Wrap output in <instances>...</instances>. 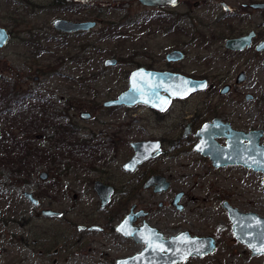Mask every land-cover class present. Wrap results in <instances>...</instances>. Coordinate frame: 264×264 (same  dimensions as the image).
Instances as JSON below:
<instances>
[{"label":"rangeland","instance_id":"374dc122","mask_svg":"<svg viewBox=\"0 0 264 264\" xmlns=\"http://www.w3.org/2000/svg\"><path fill=\"white\" fill-rule=\"evenodd\" d=\"M63 1V6H58L55 0H0V27L7 29L11 36L7 46L0 49V94L21 91L32 99L35 95L39 99L50 98L62 114L61 122H75L80 128L79 139L92 145L95 154L94 157L78 155L71 158L62 157L59 151L49 164L37 163L30 157L23 173L17 170V164L9 165L5 160L2 164L0 160V191L5 195L3 217L15 222L32 218L30 233L28 225L23 228L17 222L4 226L9 229L4 230L5 236L0 239V264H79V255L88 251L89 255L93 253L97 263L114 264L116 257L139 251L141 247L120 242L113 236L110 240L105 237L86 240L88 236H98L86 232L88 236H84L82 248L71 244L66 250L62 237L64 234L67 237L76 235V228L67 226L60 218H44L41 210L64 212V219L67 217L78 225L86 220L103 219L119 210L121 215L112 223L115 225L134 204L138 209L151 211L149 223L167 236L189 231L217 241L213 255L195 259L190 264H264V255L252 256L249 248L235 239L232 222L222 207V203L228 201L242 212H253L264 218V175L237 166L216 169L209 158L194 150L198 143L194 134L203 121L213 118L209 109H217L221 118L239 129H264V100L257 104L247 102L244 94L249 91H233L226 97L220 95L219 90L212 91L214 94L210 91L199 93L174 103L166 113L165 122H159L163 118L143 105L133 108L103 106L128 90L133 71L145 65H162L165 53L189 43L186 63H191L190 72H229L233 77L230 83L235 82L242 66L248 62L242 57L231 59L224 52L226 28L232 22L217 19L213 24L214 17L220 15L219 8H215V15L197 14L203 21L200 25L206 24V27L198 28L200 25L196 22L194 27L186 21L180 22L181 29L191 32L189 37L179 30L161 37L156 33L159 22H151L152 33L147 37L146 30L142 31L139 24L129 22L130 25H125L127 17L133 18L144 12L137 1ZM56 19L97 21L98 25L88 32L62 34L54 28ZM106 30L112 31L107 33ZM104 34L106 38L103 39ZM26 40L39 43L26 46ZM82 51L86 54L80 55ZM77 55H80V62L72 61ZM108 59H116L118 64L105 67ZM260 65L257 70L253 64L254 72L245 84H256L255 95L258 91L264 94V72ZM239 103L244 105L238 107ZM30 105L35 104L31 101ZM3 109L0 104V112ZM24 112L16 108L1 115V128L34 119L44 126L46 116L40 111L31 108ZM83 112L90 113L91 120H81L79 116ZM192 121H195L193 131L184 137L187 122ZM44 127L46 135H53L48 126ZM34 137L39 139L35 143L39 147L48 146L43 134H34ZM148 139L162 140L166 153L141 166L135 174H128L123 166L133 155L131 143ZM67 166L71 167L68 173L64 171ZM144 170L165 176L172 186L162 195L141 189L134 200L128 201L125 186L145 183L148 177L138 178V173ZM43 172L49 175L48 179L41 180ZM95 181L117 189L109 207L111 212H99L100 200L93 185H89ZM65 191L69 195L67 198ZM179 191L188 195L184 200L188 206L184 213L176 212L171 206ZM25 192L34 194L40 202L39 209L33 210L32 203L24 197ZM160 203L164 204L163 208H159ZM21 237L28 239L30 246L20 245ZM9 241L16 244H9ZM113 242L118 245H112Z\"/></svg>","mask_w":264,"mask_h":264},{"label":"flooded vegetation","instance_id":"af4514ba","mask_svg":"<svg viewBox=\"0 0 264 264\" xmlns=\"http://www.w3.org/2000/svg\"><path fill=\"white\" fill-rule=\"evenodd\" d=\"M133 1H137L141 5L142 10L144 12H141V14L135 15L133 18L127 17V21H126L125 25L126 26L130 25L129 22H132L133 24H139L140 29H142V31L146 30V36H147V34L152 33V30L149 28V25L151 24V22H156V23L159 22L156 25V33H158L157 35L162 37V36H166L167 34L173 33V32H174V34H176L177 30H179V31H182L183 33L185 32L184 33L185 36L189 37V34L191 32L186 28L181 29L183 27L180 26V22L186 21V22H188L189 25H192L191 27L195 26V24H194L195 22L198 25H200L201 23H203V21H201L202 19L200 17H198V15H197L198 13L204 14V13L208 12L209 14L215 15L216 13H215L214 9L219 8L220 15L218 17H214V19L212 21L213 24H214L215 20H217V19L218 20L220 19L221 21H224V22H232V25L230 24L226 28L228 31V35H227V39H226L225 44H224V52H226L228 57L231 59H235V57H242V58H244V62H248V64L246 66H242V68H241L242 71H240L237 74L235 82H233V83H230V81L233 80V77L229 74V72L228 73L218 72V71H216V72L208 71L207 73L205 71L199 72V73L194 72V71L190 72L191 63L190 62L186 63V61L188 60L187 49L190 47V44H191V43H189V44H184L182 47H179L177 49L174 48L173 50L165 53L164 54V60H161L162 65H159V66H147V65H145V66L140 67L139 69H144L147 72H156L159 74L158 80L156 82V85H157L156 91L159 88V91H162L161 95L164 97H168L167 106L163 110H157V109L149 107L148 105L140 104V105H143V106H146V107L152 109L154 111V113L160 119L163 118V120H159V122L167 121V120H165L167 117L166 113L172 109V106L174 105V103H176V102L178 103V102L184 101L186 99H190L195 94H199V93H208L210 91L212 94H214L212 91L216 92L219 90L220 95H223V97H226V96H229L233 91H240V92L249 91L248 93L244 94V98L247 102H249L251 104H257L258 101L264 100V94L260 93L261 91H258L259 93L257 95H255L256 92L253 90L256 88V84H254L253 86H251V85L246 86L245 85L247 83L249 77H251L252 72H254L253 71V64H255L258 67V68H256L257 70L259 69V64H261L260 69H262L264 72V50H259L261 43L264 42V6L263 7L261 6V5H264V0H159L160 4L156 5V6L145 5L141 2V0H133ZM131 2H132V0H131ZM128 6L130 7L131 5L128 4ZM97 25H98V22H97ZM206 26H207L206 24L202 25V26L200 25L198 28H203ZM78 33H83V32H78ZM62 34H72V33H62ZM75 34H77V33H75ZM245 37H249L251 40H250L249 44L247 46H245L244 49L233 50V49L227 47L228 41L241 39V38H245ZM173 52H179L182 55V58L181 59L179 58L178 60H169V55ZM132 73L129 76V81H128L129 82V88H130V78H131ZM165 78H166V80H165ZM190 80L198 81V82H200V84H204V87L199 88L197 90H193L196 92H193L190 95H188L186 97H181V98L170 97L168 95V93L165 92V91H172L175 86H177L176 91L177 90H179V91H191L192 85L190 83ZM164 86L166 88H164ZM250 92H252V93H250ZM0 104H2L1 99H0ZM243 105L244 104L239 103L238 107L239 106L241 107ZM136 106H138V105H136ZM234 106H237V104H235ZM111 108H115V107H111ZM121 108H128V107H121ZM131 108H133V107H131ZM3 111H4V109H3ZM216 112H217V109H215V108L209 109L208 113L210 115H213V118H210V119H207L206 121H203L200 129L198 131H196V133L194 134V137L196 139H198V143L194 147V150L196 152L200 153L199 151L196 150V146L200 143V138L197 136L198 133L202 130V128L205 125L215 124L216 121L221 123L223 126H224V124H229V126L231 127L230 130H227L225 132V135L223 137L215 139V141L220 146L228 147V142L230 140L229 136H230L231 130L238 132V133H242L243 135H247V134H250L253 132L262 131L263 137L260 139L259 145L264 146V144L262 143V139L264 138V129H260V128L249 129V130L239 129V128L235 127L231 122L227 121V119L221 118V115L216 113ZM3 114H4V112L1 111L0 112V119H1V115H3ZM87 121H89V120H87ZM193 122H195V121L187 122L188 124L185 127L184 137H187L192 133V131H193L192 123ZM181 123H183V122H181ZM0 129H1V125H0ZM187 129H189V131H190L188 135H186ZM129 131H131V129H129ZM149 141H154V142L160 143V146H161L160 155L157 157H152L151 159L143 162L142 164H140L137 167L136 170H134L132 172L126 171L124 169V166H123V169L128 174H135L141 166L160 158L163 154L166 153L165 150L163 149L164 144H163L162 140L148 139L145 141L132 142L131 148L133 149V155L130 158V160L133 158V156L135 154V150H134L132 144L149 142ZM248 142H249L248 140H245L242 142V145L248 144ZM0 147H1L0 153L2 155L1 141H0ZM200 154L203 155L202 153H200ZM203 156H205V155H203ZM205 157L209 158L212 162V165H213V161H212L211 157H209V156H205ZM130 160H128L126 163H128ZM0 165H1V163H0ZM232 166L233 167L234 166L243 167L246 170H252L253 172H256V173H262V172H257L254 169H249L243 165H227V166H223V167H219V168H217L213 165V167L216 169L227 168V167H232ZM155 173L156 172H154V171L144 170L142 173H138V178L140 177V179H143V176L148 177V179L145 181V183H143V184L138 183L139 185H137V186H133V185H126L125 186V189H126L125 194L127 195L128 201H131L132 199L134 200L135 196L138 195V192L141 189L152 190V192H154V194H161V195L165 194L169 191L170 187L172 186V182L168 178H167V181H169L170 187L165 192H162V193L155 192V189L158 186V184H154L151 187L146 186V183L151 178H153L155 176L165 177L163 175H159V174H155ZM96 182H101V181H95L92 183L90 182L89 185H90V187L93 185V189L96 192V194L100 200L99 212H101V213H107L108 211L111 212L112 210H109V207H110V204L113 200V197L116 194L117 189H115V186L106 185V184L101 182L105 186L113 188V193L111 194L110 199L107 202V204L104 206L103 200L101 199L100 195L98 194V192L95 189ZM263 182H264V180H263ZM263 186H264V184H263ZM180 193H183V196H182V199L180 201H178V203H177L176 197ZM4 196H5L4 192L1 190L0 191V239L1 240L5 236L4 230L9 229V227L4 228V226L16 225V222H17V221L15 222L14 220L8 221L6 218L3 217V198H4ZM68 196L69 195L67 194V191H65L64 197L67 198ZM187 197H188V195L185 191H179L174 196L173 200L171 201L172 208H174L175 211L176 212L178 211L179 213L186 212L188 206L184 203V200L187 199ZM225 202H228V201H224L223 203H225ZM223 203H222V207H223ZM32 205L34 208L33 210H37L40 208V202L38 203V205H34V204H32ZM229 205H231V204L229 203ZM163 206H164L163 203L159 204V208H163ZM232 207H234V206H232ZM43 211L44 210H41V216H43L44 218H60L61 220H63L65 222V224L67 226H73L76 228V233H75L76 235L67 237V235L64 234L62 237V240H64V246L66 247V250H69V245H71V244L72 245L75 244L78 248H79V246H80V248H82V245L85 242L84 236L87 235L86 232H88L90 235H93L94 233L98 234V236H88L87 235L88 237L86 238V240H88L90 238H92V239L97 238V240H98V238H100V237H105L107 240H110L111 236H113L114 238H117L120 242H126L128 244H132V245H136V246L141 247V249L139 251H134L131 253L129 252L126 255L116 257L114 259V264H118L119 260L131 259V258L137 256L138 254H141L147 247V243L138 242L132 236H130V237L123 236L117 230L118 226L121 225V223L124 222V220L130 215H136L138 213H144L142 216L137 217L136 220L131 223V226L134 229H136V231H138V233H140L139 231H141V229L145 228V226L148 225L150 227V229H154L157 231L155 233L152 232V234H154V235L161 234L162 235L163 241L171 240L172 238L178 237L179 235H181L183 233H186V236H183L186 239L187 238L192 239L195 237L206 238L204 236L193 235L189 231H182V232L177 233L176 235L167 236L159 227H156V226L151 225L149 223L148 218L151 215V211L138 209L137 204L132 205V207L129 209V211H127L126 214L115 225H112V223H114L116 220H118L119 216L121 215L120 214L121 211H119V210H114V212H111L108 216L104 217L103 219L100 218L96 221H87L86 220L82 224H79V225L76 223H73V221H71V220H68L67 217L64 219V217L66 216L64 214V212H60L61 213L60 216L46 217L43 215ZM243 213H245V212H243ZM248 213H253V212H248ZM228 217H229V215H228ZM106 219H107V221H106ZM103 221H106V223H103ZM17 223L21 224L23 228L25 227V225H28V229H29L28 232L29 233L31 232L32 218L28 219V220L23 219ZM32 228H34V226ZM148 233H150V232L148 231ZM110 234H112V235H110ZM22 236H25V235H22ZM15 242H17V240ZM19 242H20V245H23L25 247L30 246L29 240L24 239L23 237H21L19 239ZM42 242H44V241L42 240ZM216 243H217V241H216ZM9 244H16V243L9 241ZM34 244H35V242L33 243V245ZM36 244H38V243H36ZM108 244H109V242L107 243V245ZM115 244L118 245V243H114V242L112 243V245H115ZM61 246L64 247L63 245H60V247ZM66 250L64 249V251H66ZM56 252H58V250H56ZM89 253H90V251H88V253H86V254L84 252L82 254H80L79 255L80 260L77 262L79 264H100V263H97L98 260L93 257V253L90 255H89ZM163 254H164V252H163ZM213 254H210V255H213ZM251 254H252V251H251ZM106 256H107V254H106ZM207 256H209V255H206L203 257L191 256L184 263H178V264H190L195 259H201V258H204ZM104 257H105V255H102V258H104ZM112 262H113V260H112Z\"/></svg>","mask_w":264,"mask_h":264},{"label":"water","instance_id":"95a60500","mask_svg":"<svg viewBox=\"0 0 264 264\" xmlns=\"http://www.w3.org/2000/svg\"><path fill=\"white\" fill-rule=\"evenodd\" d=\"M145 5H159V0H141ZM262 7L264 5H261ZM97 22H72L66 19H56L54 21V28L61 33H78L88 32L95 29ZM10 32L0 27V49L7 46L10 42ZM249 37L230 40L227 42V47L233 50H242L250 42ZM259 50H264V42L261 43ZM177 58V59H176ZM182 58L179 52H173L169 55V60H178ZM118 64L116 59H108L105 61V67H114ZM159 74L156 72H147L144 69H137L134 71L130 78V88L121 93L117 99L105 102L103 105L106 108L111 107H134L136 105L145 104L157 110H163L168 103V97L161 95L162 91H156ZM166 80V78H165ZM192 85L191 91H176L177 86L172 91H165L170 97L181 98L190 95L193 90L203 88L204 84L198 81L190 80ZM164 88H166L164 86ZM92 118L88 112L80 114V119L87 121ZM229 124L224 126L216 121L215 124L205 125L198 133L200 143L196 146V150L205 156L211 157L213 165L217 168L227 165H243L249 169H254L257 172L264 174V146L259 145L260 139L263 137V132H253L247 135L231 130L230 140L228 147L220 146L215 139L223 137L227 130H230ZM189 129L186 135L189 134ZM233 139V140H232ZM248 140V144L242 142ZM135 154L133 158L124 165L126 171H134L143 162L157 157L161 153V146L159 142L149 141L142 143L132 144ZM49 175L43 172L40 175L41 180L48 179ZM158 184L155 192H165L169 189L170 183L166 177L155 176L147 183V187ZM264 184V182H263ZM95 189L103 200L105 206L113 193V188L107 187L101 182H96ZM24 196L34 205H38L39 201L32 192H25ZM183 193L176 197V202L182 199ZM232 222V230L236 240L247 246L252 251L253 256L264 255V218L255 213H243L235 207L229 205L228 202L223 203ZM144 213L128 216L117 230L127 237H134L138 242L147 243L146 249L137 256L127 259L119 260L118 264H178L184 263L189 257L197 256L203 257L213 254L217 249L216 240L212 237L206 238H184L186 233L174 237L171 240L163 241L162 235L152 234L157 232L150 229L147 225L138 233L136 229L131 226V223L137 217L142 216ZM46 217L60 216L61 213L48 209L43 211ZM144 231V232H143ZM148 231L150 233H148ZM154 235V236H153ZM148 236V237H147ZM150 237V238H149ZM164 252V254H163Z\"/></svg>","mask_w":264,"mask_h":264},{"label":"trees","instance_id":"16d2710c","mask_svg":"<svg viewBox=\"0 0 264 264\" xmlns=\"http://www.w3.org/2000/svg\"><path fill=\"white\" fill-rule=\"evenodd\" d=\"M55 1L56 2L54 3L58 6H63L65 3L63 0ZM106 31L108 33L112 30ZM102 36L103 39L106 38L104 37L106 36L105 34ZM33 43L38 45L39 42H35L34 40L25 41L26 46H32ZM83 46L84 45H82V47ZM91 46L94 45H89V47ZM84 53L86 54V51H82L79 54L82 55ZM80 55L75 56L72 61L80 62ZM94 92L98 94L99 91ZM4 94L5 91L0 94V99L4 105V113H8L16 108L25 110V112L34 108L46 116V121H44L43 124L52 130L53 135L45 134V127L40 125V121H38V119L24 121L21 124L14 122L8 127L1 128L0 141L2 144V157L0 160L2 164L4 160L8 161L9 165H13L15 163L18 166L17 170L20 173H23L25 172V168L30 157L35 158L37 163L48 164L54 161L55 156L59 154V151H61L62 157L68 156L76 158L78 155H88L89 157H94V147L89 145L87 141L79 139L78 131L80 128L78 125L73 121L68 124H63L61 122L62 114L57 111L56 105L50 98L43 97L42 99H39V97L35 95L32 99V96L30 97L28 93L21 91H13L11 93L8 92L7 95ZM31 101L34 102L35 105H30ZM19 127H21L20 131ZM38 133L43 134L48 142V146L43 144L39 147L35 144L39 139L34 137V134ZM43 147L44 149H41ZM70 170V166L64 168L66 173Z\"/></svg>","mask_w":264,"mask_h":264}]
</instances>
